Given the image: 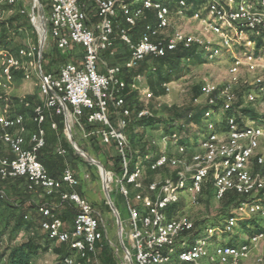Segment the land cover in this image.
I'll list each match as a JSON object with an SVG mask.
<instances>
[{"label":"built area","instance_id":"2783aa9c","mask_svg":"<svg viewBox=\"0 0 264 264\" xmlns=\"http://www.w3.org/2000/svg\"><path fill=\"white\" fill-rule=\"evenodd\" d=\"M92 1L98 15L95 27L88 25L84 0H51L46 17L47 38H52L59 50L80 45L84 55L80 64L67 61L58 70L49 71L42 69L39 53V0H28L29 7L18 9L29 15L38 33V44L28 41L15 51L0 49V139L9 151L4 154L0 150V179L26 178L29 190L59 192L62 201L76 208L74 226L69 230L52 206L38 207L41 228L49 239L69 243L75 251L56 264H100L97 243L104 231L92 203L77 190L81 179L70 165L65 166L60 177L50 175L38 157L46 145L45 123L48 118L62 116L65 131L68 122L84 137L96 133L104 143H114L118 151L121 172L109 173L125 200L128 215L118 209L116 218L117 222L121 220V236L133 264H244L264 242V125L250 118L242 124L235 106L240 85L247 87L243 95L246 103H255L259 95H264V0H201L194 8L193 0H175L176 8L168 4L173 0ZM21 2L25 0H0V24L8 25ZM118 8L125 25L117 29ZM148 11L155 12L154 22L149 21ZM173 15L196 21L198 33L174 29L167 34ZM140 21L145 24L135 39L132 31ZM24 30L20 28L19 32ZM117 37L129 55L123 62L109 64L105 55L114 48ZM194 47L208 60L217 59L225 49L231 57L229 78L221 85L211 80L201 84L199 95L193 99L194 105L205 106L196 138L175 130L165 137L168 148L157 157H138L131 169L135 152L126 133L131 110L125 107L127 84L121 77L124 69L135 68L150 55L162 57ZM19 76L24 81L38 79L42 102L33 105L26 95L19 97L25 109L32 108L34 130L27 128V112L13 111L11 93ZM142 79L144 75H137L131 87L149 101L153 92L137 84ZM172 82L166 84V91ZM148 116L153 112L144 104L137 117ZM84 117L98 126L92 133L86 131ZM51 127L58 128L54 119ZM57 153L65 156L67 151L59 147ZM143 164L157 173L163 169L168 172L145 185ZM84 176L89 178V174ZM209 182L214 200L220 202L231 192L243 199L220 223L196 224L182 211L200 206ZM5 198V191L0 189V201ZM180 202L182 208L169 215L168 209ZM242 218L252 221L245 226L250 232L245 230L242 240L240 236L221 242L222 236L235 233ZM125 256L129 264L126 252ZM256 260L262 263L263 257Z\"/></svg>","mask_w":264,"mask_h":264},{"label":"rangeland","instance_id":"374dc122","mask_svg":"<svg viewBox=\"0 0 264 264\" xmlns=\"http://www.w3.org/2000/svg\"><path fill=\"white\" fill-rule=\"evenodd\" d=\"M48 1L39 0V3L36 8V16L38 19V23L41 24V20L44 17L48 16L49 13V5ZM28 0L25 2H21L17 5L16 10L12 14V16L18 13V9L29 7ZM201 3V0H193L191 3L192 8L198 6ZM171 8H176L177 2L175 0L168 2ZM153 17H155L154 11H148ZM11 16V17H12ZM155 19V18H154ZM174 29H183L186 32H194L198 33L199 25L196 21L191 18L187 19H179L177 16L173 15L172 17V26L167 30V34L173 32ZM134 32H138V29H135ZM38 36L36 28L34 29H25L24 32H19L14 40L10 43V46H19L25 45L28 41H35ZM55 43L52 38L48 37L44 46V51L46 52V59L43 61L44 68L47 70H58L60 66L67 61H78L83 57V53L81 52H72L71 50H57L55 47ZM222 55L219 56L215 60H208L204 54H199L200 58L198 62L192 64L189 70H187L183 75H181L178 79L173 80L170 83V90L166 91V93L157 96L154 100L146 101L143 94L139 91V102L141 104L148 105L150 110L157 117L166 118L170 114V110L172 107H182L183 105H187L190 103L191 97L194 91L200 87V85L205 80H211L223 84L228 78V69L231 63L230 54L227 53L225 49L221 51ZM156 75L154 72H148L144 75V79L141 82L137 83L142 86L149 87L148 80L151 76ZM37 78L34 77L29 81H24L22 79L19 80V92L23 95L27 96V99L31 102H42V97L39 93V86L36 84ZM141 86V87H142ZM247 87L240 85L239 92L244 95V91ZM134 89V88H132ZM135 90V89H134ZM244 97V96H243ZM245 106H250L256 110L259 115L257 121L264 125V95H259L257 101L255 103H246L243 102ZM116 119V118H115ZM201 125H191L186 127L185 134L189 135L192 138H196L199 135ZM46 131H49V128L45 126ZM96 130V127L93 128ZM163 125L158 124L154 128L149 127L143 130L142 133L139 134L136 147L135 154L139 155V159L144 156V152L146 149L151 152L159 154L165 148L169 147L168 140H165L167 137ZM72 136L77 143V145L84 150L89 156L93 159L100 161L105 169L108 172H112L117 175L116 170V161L118 158V151L115 148L113 143L108 144L104 143L100 138L96 137L94 134L84 137L82 133L80 134L77 128L73 125L72 127ZM99 136V135H98ZM61 140L56 141L53 144V147H50V154L52 156H58L57 149L58 147H62L66 149L67 154L64 157H60L62 159H70L69 162L73 168L76 170L77 176L81 179L80 188L83 187L85 189H89L91 191V201L93 202V206L99 210H102L105 213V236L97 248V259L100 264H127V259L125 256V252L121 246L120 234L118 229V223L115 213L113 212L108 198L104 189V181L101 175V171L99 165L90 161L85 155L81 154L71 143L70 137L67 131H61L60 133ZM150 155H152L150 153ZM144 171L147 170V165L143 164ZM89 174V178H85L84 175ZM167 174L166 171H161L160 173H156L155 175L147 174L145 175L144 182L147 180H151L153 178H162ZM105 185L108 187L110 183L109 193L116 202V200L120 199V195L117 192L116 182L112 181V176L109 173L104 174ZM212 184H211V192H212ZM134 191L132 190L133 196ZM56 196L53 199L54 209L58 212V207L61 205V197L60 193L56 192ZM206 198L208 199L206 201ZM8 200V199H7ZM9 201V200H8ZM11 202V201H10ZM99 205V206H98ZM62 206V205H61ZM222 206V202H218L214 199L207 197L204 195L201 198V204L198 207H185L182 211L183 214L190 216L196 221H207L213 224H218L223 219L221 216L220 207ZM121 212L123 215H128V212L122 208ZM76 208L72 205L69 209V216L65 220L67 221V226L69 230L73 229L74 226V218H75ZM1 218V217H0ZM3 221H0V255L4 253L7 245L10 244L9 240V232L2 235L3 232ZM252 221H248L245 218H242L239 221L238 226L235 229V233L227 234L221 237V242H228L230 239L239 238L241 235L245 234L244 227L246 225H251ZM2 230V231H1ZM4 236H6L4 238ZM29 236L34 237H44L46 233L42 229L35 230L34 234H29L26 236H20L17 241L22 239H26ZM241 236L239 240H242ZM44 244H42V248L39 251L36 258L33 259L32 264H56L60 255H64L69 251V245H61L55 241L43 240ZM60 250V252L58 251ZM258 256L263 257V262L258 263L256 258ZM5 260L1 262L4 264ZM244 264H264V242L260 245L259 249L251 255V257Z\"/></svg>","mask_w":264,"mask_h":264},{"label":"trees","instance_id":"16d2710c","mask_svg":"<svg viewBox=\"0 0 264 264\" xmlns=\"http://www.w3.org/2000/svg\"><path fill=\"white\" fill-rule=\"evenodd\" d=\"M42 1L44 2L48 1L47 2L48 5L51 2V0H42ZM154 18L155 17H153V15L149 16V21L154 22L155 21ZM123 22H124V19H123ZM144 24L145 23L143 21H140L138 25L134 28V30L138 29V32H134V30L132 31L135 39L138 38L136 37L135 33L136 34L141 33L144 27ZM20 28L34 29V26L31 22L29 15L21 14L18 12L14 14L12 17H10L8 21V25H6L5 23L0 24V49L8 47L12 51L16 50L17 46H10V43L12 42V40L16 38L14 36H17ZM34 42L38 44V36ZM54 47L57 50H59L56 46ZM199 54L200 53H198V50L196 49V47L192 49H178L176 51L168 52L166 55L162 57H155L152 55L147 56L135 68L124 69V72L122 73L121 77L127 84V89L125 91V107L129 108L132 112L130 121L126 128V133L129 138V142H130L131 149L133 152H135L134 149L136 147V142H137L139 134L142 133L143 130L146 128H149V127L154 128L155 126L160 124V125H163L166 134H171L175 130L183 132L186 130V127L191 126V125H199V126L201 125L202 114L205 109V106L203 105L196 106L193 104V99L197 97L200 93L201 85L194 91L189 104L183 105L182 107H172L171 109H169L170 114L166 118L157 117L154 114L153 116L138 118L137 112L143 106V104L139 102V91H136L132 89L131 87L134 81V78L137 75L139 74L145 75L149 71L154 72L156 75L151 76L148 80L150 89L153 92V98L151 100H154L156 99L157 96H160L166 93V84H168L169 82L175 79H178L181 75H183L187 70L190 69L192 64H194L195 62H198L200 58ZM46 57H47L46 52L43 51L42 58H41L42 69L44 71H49L45 69L43 65V61L46 59ZM124 60H121L120 62H123ZM153 68H155L154 71H153ZM243 102H244L243 94L239 92L238 101L235 106V109H236L235 114L238 117V120L242 124H244L245 119L250 118L251 120L255 122V124H259L257 121V119L259 118V115L256 112V110H254V108L250 106H245ZM26 111H27V114L28 113L31 114L32 108L25 109V111L23 110L21 112H26ZM112 116H113V113H112ZM59 117H60L59 119L60 129L61 131H64L65 124H64L63 117L62 116H59ZM113 121L115 120L113 119ZM83 123L85 125V129L90 132L94 130L93 128L98 127L97 125L88 123L85 117L83 118ZM45 126H47V123H45ZM95 136L98 137V139L100 138L98 135H95ZM112 145H114V143ZM49 150L50 148L48 147V144L46 141V145L39 152L38 157H39V160L46 165L50 173L48 161L46 158ZM150 153L152 154L151 156H154V157L158 156L157 153L153 154V152L151 151L148 152L147 149L143 154L146 155ZM134 155H135V158H134L133 164L131 165V169L134 168L135 162L139 160L138 159L139 155L137 154H134ZM115 166H116L117 174L120 173L121 172V159L119 156L117 158ZM161 171L168 172V169H163ZM151 173L155 175L157 172L152 171L150 168L147 167L145 175L151 174ZM145 175L143 179L145 178ZM18 179H25L26 185L28 187V181L26 178H18ZM10 180H16V179H10ZM151 180L150 179L147 180L145 182V185H147ZM131 190L133 189L131 188ZM29 191H32V190H29ZM204 194L207 195V197L214 199L213 193L211 192L210 182L206 185ZM131 195H132V191H131ZM123 199L124 198L122 197V195H120V199L116 200V202L114 201L115 205L120 211H121L120 208L123 209V206H125ZM242 199L243 197L238 196L234 192L227 194V196L222 201H220L222 202V206L220 207V210H221L220 214L221 216H223L222 218H224V216L226 215L232 214ZM207 200L208 199L206 198V201ZM27 201L28 199L26 200L24 198L19 204L12 203L8 201L7 198L2 199L0 201V217H1L0 221H3L2 227H3V232H4L2 235L9 232V240H10V244L7 245V247L4 250V253L0 255V264L3 260H5L4 264H32L34 257L38 255L39 251L42 248V241L43 240L52 241L49 239L47 233H46V236L44 237L29 236L26 239L17 241L19 234L22 231L29 230L30 228L34 226L42 229L40 225V220H41L40 216L36 217L34 220H29L28 217L26 218V216H28L26 214L28 209L25 208L23 204ZM182 206H183V203L181 202L171 206L168 209L169 215H172L176 211H179L182 208ZM29 208L31 209L35 207L34 205H31ZM54 211L58 213L55 209ZM61 217L65 222L66 217L64 216H61ZM204 222L205 221H196V224L204 223ZM245 230L250 232V230L247 229L246 227H245ZM103 238L97 243V248L102 242ZM60 244L69 245V251L65 253L64 255H60L59 259L66 255L75 253V251L71 248L69 243H60ZM58 251L60 252V250Z\"/></svg>","mask_w":264,"mask_h":264},{"label":"crops","instance_id":"0c3cea01","mask_svg":"<svg viewBox=\"0 0 264 264\" xmlns=\"http://www.w3.org/2000/svg\"><path fill=\"white\" fill-rule=\"evenodd\" d=\"M84 1L87 5L86 11L88 14V25L90 27H95L97 22H98V15H97V11H96V8L94 6V3L92 0H84ZM49 9H50V4H49ZM148 15L151 16V14L149 12H148ZM115 25H116L117 29L122 25L124 26V22H123V18L121 15L120 8H118L117 12H116ZM139 34L140 33H138V34L135 33L136 37H139ZM67 50H71L72 52H81L84 55L83 47L80 45H77V44H72V46H70ZM128 55H129V52H128L127 47L117 37L115 40L114 48L105 55V59L107 60V62L109 64H115L117 62H120L121 60H124L126 57H128ZM82 60H83V57L76 62L80 64V63H82ZM101 69H103V68H101ZM19 80H20V78L17 79L15 89L11 93L12 98H13L12 106H13L14 112H19V111H23V110L25 111L24 106L19 102V97L23 96V94H21L19 92L20 91L19 88H17V85L19 86ZM37 103H39V102H37ZM37 103H35L34 101L32 102L33 105L37 104ZM31 114H32V111H31ZM31 114L28 113V117L26 119V125H27V128L29 130H34L36 128V124L33 122L32 118H31ZM131 114H132V112H131ZM53 119L55 121H57V124H58L57 129H54L51 127V121ZM59 119H60L59 116L54 117V118H48V120L46 122L47 127L49 128V131H46L47 132L46 141H47L49 148L53 147V144L56 141L61 140V137H60L61 129L59 126ZM113 119L116 121L114 115H113ZM63 120H64V118H63ZM64 130H65V128H64ZM77 130L81 134V131L78 128H77ZM87 132L92 133L93 131L92 132L87 131ZM93 134L98 135L96 133H92L90 135H93ZM0 150L4 154L9 153L8 149L4 146L1 139H0ZM50 153L51 152L49 150L47 153V157H46L47 161H48V166L50 169V175L57 177V178L60 177L62 172H63V169L65 168L66 165H70L76 173V170L69 163L72 161L70 159L71 157H69L68 159H62L60 157H64V156L59 155L58 153H57L58 156H52ZM152 157H154V156H152ZM80 185L77 187V190L83 196H85L87 199H89V201L92 203V205H94L93 202L91 201V191L89 189H85L83 187L80 188ZM0 189L5 191V193L7 195V199L9 201H11L12 203L19 204L23 200V198L26 200L28 199V201L25 202L23 204V206L28 209L26 214L28 215L29 220H34L36 217L40 216L39 211H38V207L40 205L48 204L49 206H52L54 208L53 199L56 197V196H54L56 192L53 194H48L44 189H40V188L33 190V191H29L28 187L26 185L25 179H16V180H7V181L0 180ZM123 201H124V205H125V200L123 199ZM31 205H34L35 208L30 209L29 207ZM61 205L57 206L58 207V214L66 217V219H67L69 216L70 206H72L73 204L70 202H64L61 200ZM124 208H125V206H123V209ZM94 209H95L96 215L101 220L102 227L105 229V220H104L105 219V213L102 210L97 209L96 207H94ZM75 216H76V212H75ZM74 220H75V218H74ZM65 222H66L65 223L66 228L69 229V227L67 226V221H65ZM37 229H39V228L34 226V227L30 228L29 230L22 231L19 234V237L20 236H26V235H29L32 233L34 234L35 230H37ZM105 231H106V229H105ZM105 231H104V236H105ZM5 237L6 236H4V238ZM19 237H18V239H19ZM42 244H44V243L42 242ZM34 258H36V256Z\"/></svg>","mask_w":264,"mask_h":264},{"label":"water","instance_id":"95a60500","mask_svg":"<svg viewBox=\"0 0 264 264\" xmlns=\"http://www.w3.org/2000/svg\"><path fill=\"white\" fill-rule=\"evenodd\" d=\"M47 23H46V19L43 17L42 20H41V39H40V48H39V53H40V58L42 57V54H43V51H44V46H45V40L47 38ZM67 126V132L69 134V137H70V141L72 143V145L83 155H85L90 161L96 163L99 165V168H100V171H101V175H102V178H103V181H104V189H105V192H106V195H107V198H108V202L113 210V212L115 213L116 216L119 215V210L117 208V206L115 205V202L113 201L110 193H109V186L106 188L105 187V180H104V174L105 173H109L105 167L103 166V164L98 161V160H95L93 159L91 156H89L84 150H82L78 145L77 143L75 142L73 136H72V128L70 126V124L67 122L66 124ZM118 229H119V234H120V241H121V246L123 248V250L126 252V255L128 256V259H129V264H133V262L131 261V257H130V254L129 252L127 251L126 249V246L124 244V241L122 239V236H121V230H122V223H121V220L118 218Z\"/></svg>","mask_w":264,"mask_h":264},{"label":"bare ground","instance_id":"6f19581e","mask_svg":"<svg viewBox=\"0 0 264 264\" xmlns=\"http://www.w3.org/2000/svg\"><path fill=\"white\" fill-rule=\"evenodd\" d=\"M111 176H112V174L111 173H109ZM105 187H106V185H105ZM107 188V187H106Z\"/></svg>","mask_w":264,"mask_h":264}]
</instances>
